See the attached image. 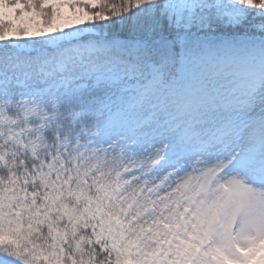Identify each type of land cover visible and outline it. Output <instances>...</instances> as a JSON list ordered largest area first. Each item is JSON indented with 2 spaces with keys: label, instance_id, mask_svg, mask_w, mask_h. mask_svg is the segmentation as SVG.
<instances>
[{
  "label": "snow or ice",
  "instance_id": "1",
  "mask_svg": "<svg viewBox=\"0 0 264 264\" xmlns=\"http://www.w3.org/2000/svg\"><path fill=\"white\" fill-rule=\"evenodd\" d=\"M0 264H264V0H0Z\"/></svg>",
  "mask_w": 264,
  "mask_h": 264
}]
</instances>
